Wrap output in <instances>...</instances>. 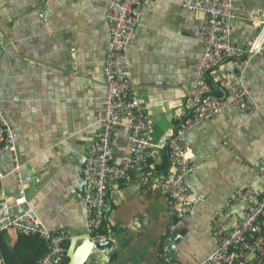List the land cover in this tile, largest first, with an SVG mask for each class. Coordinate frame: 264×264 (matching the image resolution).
I'll return each mask as SVG.
<instances>
[{
	"label": "crops",
	"instance_id": "obj_1",
	"mask_svg": "<svg viewBox=\"0 0 264 264\" xmlns=\"http://www.w3.org/2000/svg\"><path fill=\"white\" fill-rule=\"evenodd\" d=\"M185 0H149L126 46L123 65L153 127V140L170 134L195 87V66L203 46L201 14L182 8ZM109 0H0V118L15 132V153H0V201L24 196L52 232L70 239L86 235L80 162L95 141L102 119L103 67L110 38ZM238 15L232 43L245 49L261 33L264 0H233ZM255 11L252 16L249 14ZM240 65V64H239ZM234 60L210 70L216 76L241 72L257 104L253 113L223 108L190 128L182 141L194 169L186 175L191 198L200 201L181 218H169L166 196L144 190L138 176L111 183L103 225L108 237L105 261L86 264H170L159 255L163 232L172 224L171 256L199 264L213 251L212 221L237 190L254 197L264 192V55L253 56L241 71ZM129 154L128 129L119 130L113 161ZM165 151L155 148L158 165ZM16 158L19 175L15 173ZM258 165V167H257ZM156 167V166H155ZM20 176V177H19ZM226 222L236 223L243 203L233 201ZM5 233V232H4ZM17 232H6L12 244ZM66 240V249L70 243ZM105 247V248H107ZM108 259V261H107ZM264 264V261L261 263Z\"/></svg>",
	"mask_w": 264,
	"mask_h": 264
},
{
	"label": "built area",
	"instance_id": "obj_2",
	"mask_svg": "<svg viewBox=\"0 0 264 264\" xmlns=\"http://www.w3.org/2000/svg\"><path fill=\"white\" fill-rule=\"evenodd\" d=\"M148 1L109 0L106 10L110 38L103 67L105 95L102 119L82 167L85 180L82 194L85 229L94 245L108 240L103 225L111 183L129 180L131 175L136 174L144 190L160 192L166 196L169 205L166 216L181 218L200 201L199 197L191 198L186 183V175L194 167L182 145L186 132L199 122L218 114L223 108L247 113L257 111L256 102L242 82L241 72L232 76H216L215 81L209 80L208 73L227 60L236 61L242 71L253 56L264 55V25L260 35L248 47L240 49L231 41L233 24L238 18L233 0H185L181 4L185 11L202 15L203 50L194 70L195 87L187 98L185 109L176 120L174 130L158 142L153 140L152 123L123 65L124 51ZM3 51L4 47L0 44V58ZM123 123L128 129L129 154L123 163L117 164L113 161V150ZM14 140L12 125L6 118H0V153L8 149L14 154ZM155 148L166 150L168 154L169 164L164 173L158 172L151 161V152ZM14 161L15 173L19 175L16 158ZM260 166L264 168V161ZM249 192V189L237 190L224 212L213 219L215 247L199 264H261L264 261V192L260 197H254ZM234 200L244 206L236 223L231 226L226 218L228 212L236 207ZM24 204V196L15 197L13 204L0 201V235L8 230L37 235L47 246L37 264H62L61 258L65 255L63 243L70 239L69 234L65 231H50L32 208L24 207L19 211L14 209ZM172 227L171 224L163 232L159 255L170 264H181L171 256L176 247Z\"/></svg>",
	"mask_w": 264,
	"mask_h": 264
},
{
	"label": "trees",
	"instance_id": "obj_3",
	"mask_svg": "<svg viewBox=\"0 0 264 264\" xmlns=\"http://www.w3.org/2000/svg\"><path fill=\"white\" fill-rule=\"evenodd\" d=\"M156 170L164 173L168 167V154L165 151L161 163L155 165ZM7 234L16 232L14 230L6 231ZM5 233L0 235V264H37L38 259L46 251L45 241L37 235L18 233L12 244L9 237L5 240ZM68 258L64 255L61 258L62 264H67Z\"/></svg>",
	"mask_w": 264,
	"mask_h": 264
},
{
	"label": "water",
	"instance_id": "obj_4",
	"mask_svg": "<svg viewBox=\"0 0 264 264\" xmlns=\"http://www.w3.org/2000/svg\"><path fill=\"white\" fill-rule=\"evenodd\" d=\"M88 150L89 148L86 149L83 160L79 163L81 167L88 157ZM84 186L85 180L82 176L77 190L83 191ZM108 245L109 241L98 242L94 245L87 235L74 236L70 239V243L66 249L67 264H86L91 258L105 261L104 259L109 256V251L105 248Z\"/></svg>",
	"mask_w": 264,
	"mask_h": 264
},
{
	"label": "rangeland",
	"instance_id": "obj_5",
	"mask_svg": "<svg viewBox=\"0 0 264 264\" xmlns=\"http://www.w3.org/2000/svg\"><path fill=\"white\" fill-rule=\"evenodd\" d=\"M164 151H166V150H164ZM189 159H191L190 157H189ZM192 160V159H191ZM193 162V161H192ZM168 164H169V162H168ZM194 164V163H193ZM257 167H258V165H257ZM193 169H194V167H193ZM192 169V170H193ZM260 170H263L264 168H261V166H260V168H259Z\"/></svg>",
	"mask_w": 264,
	"mask_h": 264
}]
</instances>
